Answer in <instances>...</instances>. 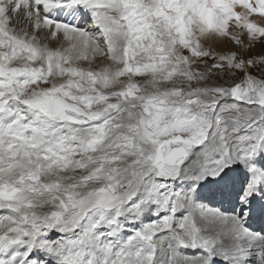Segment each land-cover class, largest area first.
<instances>
[{"label":"snow or ice","instance_id":"1","mask_svg":"<svg viewBox=\"0 0 264 264\" xmlns=\"http://www.w3.org/2000/svg\"><path fill=\"white\" fill-rule=\"evenodd\" d=\"M0 264H264V0H0Z\"/></svg>","mask_w":264,"mask_h":264}]
</instances>
